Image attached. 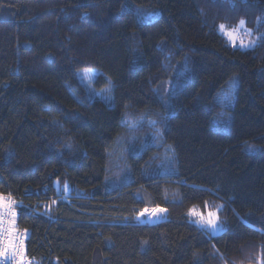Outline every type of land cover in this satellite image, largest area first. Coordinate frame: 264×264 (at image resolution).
<instances>
[{
	"label": "trees",
	"instance_id": "16d2710c",
	"mask_svg": "<svg viewBox=\"0 0 264 264\" xmlns=\"http://www.w3.org/2000/svg\"><path fill=\"white\" fill-rule=\"evenodd\" d=\"M0 195L37 264H264V0H0Z\"/></svg>",
	"mask_w": 264,
	"mask_h": 264
},
{
	"label": "rangeland",
	"instance_id": "374dc122",
	"mask_svg": "<svg viewBox=\"0 0 264 264\" xmlns=\"http://www.w3.org/2000/svg\"><path fill=\"white\" fill-rule=\"evenodd\" d=\"M223 25H225V24H223ZM238 25H236L235 27H229L227 25H225V26L227 29L231 30V29H235ZM247 30H250V32L245 34ZM219 33L221 35L225 36L221 31H219ZM240 36L244 40L245 43H248L250 41H255V44L253 46L241 47L239 44V40H237L235 46L231 42H229V43L232 46L239 47L241 49H251L257 44V40L254 37L252 30L249 29L246 26V24H244V26L240 27ZM227 40H228V38H227ZM99 73H100V71H98L97 69H94V68L85 69V70L80 71L79 79L82 82V84L84 85V87L86 88V92H87V96H88L89 100L101 99V100L107 102L108 104L113 105L112 101H113V96H114L113 95L114 94L113 93L114 84H113L112 80L109 79L108 83L99 86L97 84V78L99 76ZM232 86L234 87V85H232ZM58 184L59 183L56 182L57 186H58ZM3 197H4L3 206H0V207H7L8 206L7 197L6 196H3ZM193 208L196 209L197 213H203L204 219H202L200 215L193 214L191 212L189 213L190 218L195 223H197L200 227L205 229L206 231L210 232L213 235H217V234L222 233L226 229L224 226V223L222 222L221 217L218 213V210H205L204 211L201 209V207L199 205H195L191 209H193ZM153 209H156V211L153 212L152 211ZM161 209L162 208H149L147 212L143 211L139 215L138 219L140 222L153 223L156 220L162 219V218L167 216L168 211L165 209H162L163 211H161ZM209 212L214 213V218L216 220L215 225H208L206 223V218H207V215ZM13 219H14V221L17 222L16 211H14V213H13ZM34 264H37V263H34Z\"/></svg>",
	"mask_w": 264,
	"mask_h": 264
},
{
	"label": "built area",
	"instance_id": "2783aa9c",
	"mask_svg": "<svg viewBox=\"0 0 264 264\" xmlns=\"http://www.w3.org/2000/svg\"><path fill=\"white\" fill-rule=\"evenodd\" d=\"M7 197L8 206L0 207V264H34L26 251L28 231L13 219L15 200Z\"/></svg>",
	"mask_w": 264,
	"mask_h": 264
},
{
	"label": "snow or ice",
	"instance_id": "6c2138e0",
	"mask_svg": "<svg viewBox=\"0 0 264 264\" xmlns=\"http://www.w3.org/2000/svg\"><path fill=\"white\" fill-rule=\"evenodd\" d=\"M245 21L242 19L239 23V25L235 28V29H227L225 25H219L218 30L221 31L229 40V42H231L234 46L237 42V40H239V44L241 47H248V46H253L255 44V41H250L248 43H245L244 40L241 38L240 36V27L244 26ZM250 30H247L245 34L249 33ZM3 202H4V197L2 195H0V206H3ZM145 212L148 211V209L144 210ZM153 212L156 211V209L152 210ZM161 211H163L161 209ZM191 213L193 214H197L200 215L202 219H204V215L203 213H197L196 209L193 208L190 210ZM206 223L208 225H215L216 220L214 218V213L209 212L206 218Z\"/></svg>",
	"mask_w": 264,
	"mask_h": 264
}]
</instances>
